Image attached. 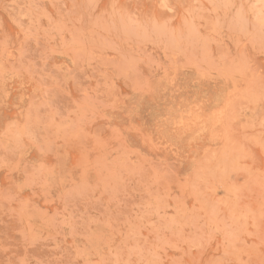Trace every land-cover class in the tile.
<instances>
[{"label": "rangeland", "instance_id": "1", "mask_svg": "<svg viewBox=\"0 0 264 264\" xmlns=\"http://www.w3.org/2000/svg\"><path fill=\"white\" fill-rule=\"evenodd\" d=\"M0 264H264V0H0Z\"/></svg>", "mask_w": 264, "mask_h": 264}]
</instances>
